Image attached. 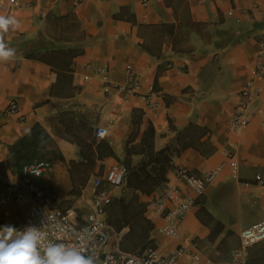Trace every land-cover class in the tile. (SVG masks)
I'll list each match as a JSON object with an SVG mask.
<instances>
[{
  "label": "crops",
  "instance_id": "1",
  "mask_svg": "<svg viewBox=\"0 0 264 264\" xmlns=\"http://www.w3.org/2000/svg\"><path fill=\"white\" fill-rule=\"evenodd\" d=\"M0 15L18 21L0 33V43L16 50L0 60V194L21 181L28 159L41 155L53 169L40 184L84 223L94 211L96 177L129 162L128 177L150 175L149 192L127 180L112 188L111 245L127 252L152 245L163 255L185 247L212 264H236L242 230L264 218L257 181L264 179V78L255 80L261 93L251 102L249 124L236 130L230 123L240 91L264 62V0H9ZM128 65L141 74L134 93L115 87L126 85ZM149 93L155 108L144 100ZM11 99L19 112L7 115ZM37 124L45 135L15 148ZM190 124L208 130L198 142L214 150L189 147L167 163L156 160ZM100 126L108 138H98ZM218 167L202 195L176 176L180 168L203 176ZM170 183L194 199L177 236L161 234L165 218L149 208ZM29 205L30 199L11 204L14 218H24ZM261 243L250 249L248 264H262Z\"/></svg>",
  "mask_w": 264,
  "mask_h": 264
},
{
  "label": "built area",
  "instance_id": "2",
  "mask_svg": "<svg viewBox=\"0 0 264 264\" xmlns=\"http://www.w3.org/2000/svg\"><path fill=\"white\" fill-rule=\"evenodd\" d=\"M9 0H0V10L4 9ZM15 1L17 6L22 0ZM261 58L264 60V40L262 41ZM106 67L100 68V73H105ZM264 78V62L257 67L251 82L239 93V102L234 109L230 123L236 130L247 126L251 120V102L261 93V88L255 85V80ZM141 83V74L132 65L126 70V85H115L116 88H124L134 93ZM144 100L150 107H157L159 102L152 97V93L144 96ZM7 115L19 112V104L16 99H11L5 110ZM98 138L105 139L110 136L107 127L97 128ZM235 167L238 163L234 162ZM53 169V163L48 158L37 157L24 163L21 167L22 179L19 182L9 184L0 194V225H13L23 230L28 226L38 227L44 234L42 246L50 243H64L68 247H74L86 255H92L95 264H178L181 258H185L191 264H212L205 261L202 254L178 247L168 255H163L155 246H146L137 252H127L117 246L111 245V228L106 218L107 208L113 202V189L121 187L126 180L128 168L124 163H115L103 175L96 177L94 181V211L86 216L84 223L73 219L75 210L64 208L56 200L51 188L40 184V179ZM220 168H215L203 176H199L185 168L177 169L176 176L186 180L189 187L197 195H202L206 188L212 184ZM257 181L264 186V179L257 177ZM107 186L104 187L103 184ZM30 199L27 215L22 219H15L16 209L25 200ZM192 196H180L176 185L170 183L165 190L149 202V208L155 215L165 218V223L160 226L159 232L166 236H177L182 227L186 214L193 204ZM44 221V222H43ZM241 244L233 256L236 264H248L250 249L264 241V218L244 228L240 234Z\"/></svg>",
  "mask_w": 264,
  "mask_h": 264
},
{
  "label": "clouds",
  "instance_id": "3",
  "mask_svg": "<svg viewBox=\"0 0 264 264\" xmlns=\"http://www.w3.org/2000/svg\"><path fill=\"white\" fill-rule=\"evenodd\" d=\"M17 24L14 16L0 15V33H7ZM15 54L14 48L0 43V60H9ZM44 239L45 234L36 226L20 230L13 225H0V264H95L92 255L64 243L44 247Z\"/></svg>",
  "mask_w": 264,
  "mask_h": 264
},
{
  "label": "trees",
  "instance_id": "4",
  "mask_svg": "<svg viewBox=\"0 0 264 264\" xmlns=\"http://www.w3.org/2000/svg\"><path fill=\"white\" fill-rule=\"evenodd\" d=\"M207 133H208L207 129L202 128L196 124H190L185 130H183L179 133L178 145L174 146V147H167L166 149H162V150L158 151L156 154L157 158H155V159L156 160L162 159L167 163L171 160V157L176 156V155L177 156L180 155L184 149L189 148V147L201 148V150H203V151L206 150L208 152H212L214 150L213 147H207L205 145V148L203 149L202 147H200V144L198 142ZM40 134L45 135V131H44V128L40 124H37L29 132V134L27 136H25L19 143L15 144L14 147L18 148V147L22 146L24 143H26L27 140L32 139V137H34V136L37 137ZM150 134H151V137L154 138L155 130L152 127L150 128ZM36 157L44 158L41 155H37ZM30 160H32V159L30 158ZM30 160L28 159L27 161H30ZM124 164L128 168V173L126 176V180H127L128 184L130 186L134 187L137 191L139 190L141 192H149V190H148V183L149 182L147 181V179L150 178V175L146 176V178L144 180H141V176L139 174H135V176H134V173L130 174V176L128 177V174L130 171V163L126 162ZM160 171H161L160 173H162V175H163L165 173V167L162 166ZM134 177L136 179V183H134V181L132 180V179H134ZM162 181H165V178H163L161 180V182Z\"/></svg>",
  "mask_w": 264,
  "mask_h": 264
},
{
  "label": "rangeland",
  "instance_id": "5",
  "mask_svg": "<svg viewBox=\"0 0 264 264\" xmlns=\"http://www.w3.org/2000/svg\"><path fill=\"white\" fill-rule=\"evenodd\" d=\"M263 243L264 242H262L260 245H259V247L262 249V246H264L263 245ZM258 260H260V262L263 264V260H264V250L262 249L261 250V255L259 256V259Z\"/></svg>",
  "mask_w": 264,
  "mask_h": 264
}]
</instances>
